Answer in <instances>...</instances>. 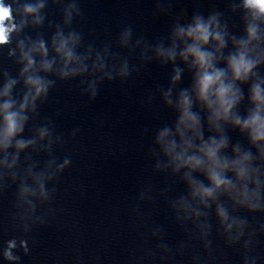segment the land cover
<instances>
[{
    "label": "clouds",
    "instance_id": "1",
    "mask_svg": "<svg viewBox=\"0 0 264 264\" xmlns=\"http://www.w3.org/2000/svg\"><path fill=\"white\" fill-rule=\"evenodd\" d=\"M246 3L248 6L256 8L259 10V12L264 13V0H246ZM10 15V9L0 3V43L6 42V33L8 29L4 26V21L10 18ZM189 35L195 36L197 40L205 43L209 39V32L206 26L197 25L195 30L189 32ZM216 38L219 39L218 36ZM188 53L192 54L195 57L196 63L203 70L199 79L200 97L207 101L210 95H215L217 98V102L219 103L220 109L222 110V114L226 116L233 104L235 103V98L234 95H229V93L231 92V85L226 86L222 80L224 73L221 71H209V69H211L212 67L211 57L208 54L201 52L198 47L194 46L189 48ZM231 67L233 69L235 78L239 79L242 75H246L251 70L252 64L246 62L244 56L241 55L238 59H232ZM213 86H216L214 93L212 91ZM254 93V99L257 102L264 101V97H261L260 90L258 87L254 89ZM183 102L186 106L185 117L189 120L194 121L195 118L190 116L187 112L188 100L186 97L184 98ZM5 107L7 108L8 105H5ZM220 114V112L217 113L218 116ZM7 119L9 122V133H11L16 127L14 117L9 116ZM236 123L239 124V120H237ZM244 126L253 127L255 139L264 138V120L261 119L258 112L256 115H253V117L249 121H246ZM217 147L219 146H213L207 149V155L210 158L215 157ZM185 163L197 166L201 162L199 160H195L194 158H190L189 160L185 161ZM212 179L217 186H220L224 183V181L215 172L212 173ZM210 194V191L205 192V195Z\"/></svg>",
    "mask_w": 264,
    "mask_h": 264
}]
</instances>
